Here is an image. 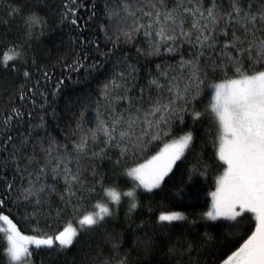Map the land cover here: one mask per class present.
<instances>
[{
  "label": "trees",
  "instance_id": "obj_1",
  "mask_svg": "<svg viewBox=\"0 0 264 264\" xmlns=\"http://www.w3.org/2000/svg\"><path fill=\"white\" fill-rule=\"evenodd\" d=\"M261 15L264 0H0V215L21 234L76 223L105 190L133 187L130 168L193 137L158 187L123 195L67 248L30 247L31 264H222L240 247L255 228L251 213L204 215L226 168L211 88L237 78V67L264 71ZM162 26L173 39L156 35ZM170 101L174 111L149 114ZM118 117L109 139L101 126ZM163 212L185 219L160 221ZM4 248L0 231V264H10Z\"/></svg>",
  "mask_w": 264,
  "mask_h": 264
},
{
  "label": "snow or ice",
  "instance_id": "obj_2",
  "mask_svg": "<svg viewBox=\"0 0 264 264\" xmlns=\"http://www.w3.org/2000/svg\"><path fill=\"white\" fill-rule=\"evenodd\" d=\"M185 11L190 10L185 9ZM192 15L195 16L196 13H192ZM203 15L200 13L201 17ZM208 15L215 22V17L212 16L210 10ZM157 17L159 18V13H157ZM166 19L172 20L173 24L176 23L171 13L167 14ZM251 19L255 21L256 17L253 16ZM260 19L264 20V15H261ZM29 20L35 22L34 18H29ZM157 23H159V19H157ZM192 26L197 28L199 21L193 23ZM202 27L206 28L207 26ZM156 35L162 39L174 38L166 35L163 26ZM181 35L187 34L181 32ZM207 39L209 37L204 36V40ZM247 51L251 52V49ZM257 56L260 60H264V41L260 43ZM12 59H15V56L7 55L4 57V62L7 63ZM193 63L189 62V64ZM236 75L238 76L236 79H227L223 83L214 85L210 111L220 129L217 155L219 160L226 165V168L223 175L217 180V189L212 193V210L208 211L206 216L211 220L223 217L236 221L245 213H251L254 218V230L240 247L227 258L225 264H264V71L249 74L237 67ZM176 96L177 98L181 97L178 86ZM166 111H174L171 101L157 106L149 114L155 115L156 112ZM200 115V113H195L194 118L198 119ZM122 120L123 117H118L111 130L102 125L101 130L105 136L112 139L115 125ZM135 123V120L129 121L130 130ZM132 134L134 133L131 131H122L120 138L124 139ZM192 139L190 132L181 136L172 144L165 145L164 149L151 160L131 169L128 175L137 180L140 186L151 191L158 187L163 178L171 171L172 165L180 159L185 149L190 146ZM85 147L86 142H83L77 145V151L82 152ZM72 179L77 178L73 176ZM105 191L112 203H119L120 192L116 189ZM123 195L132 197L134 193L125 192ZM135 206L133 203L132 207L135 208ZM95 207L97 209L95 213L86 214L79 221L81 228L94 226L106 216L111 215L107 205L98 203ZM159 219L160 221L173 222L183 220L185 217L179 212H173L162 214ZM0 221H5L9 226L6 230L9 245L6 254L9 256L10 264L12 262L23 264V261L31 256L26 245L51 248L55 243H58L61 248H67L73 244L74 238L78 235L77 229L69 225L54 237L24 236L17 230L16 225L8 216L0 215ZM0 231H5V229H0Z\"/></svg>",
  "mask_w": 264,
  "mask_h": 264
},
{
  "label": "rangeland",
  "instance_id": "obj_3",
  "mask_svg": "<svg viewBox=\"0 0 264 264\" xmlns=\"http://www.w3.org/2000/svg\"><path fill=\"white\" fill-rule=\"evenodd\" d=\"M237 78H238V77H237ZM233 79H236V78H233ZM223 82H224V81L218 82V83H216L215 85L220 84V83H223ZM213 95H214V85H213L212 88H211V102H212V96H213ZM187 133H189V132H186V133L182 134L181 136H183V135H185V134H187ZM219 135H220V129H219ZM181 136H179V137H177V138H175V139H173V140L167 142L165 145H170V144H172V142H173L174 140H178ZM165 145L162 146V147H161V148H160L155 154H153L151 157H149L147 160H145L144 162H142V163H140V164L146 163L148 160H151L152 157L158 155V154L164 149ZM218 146H219V138H218ZM140 164H138V165H136V166L130 168V169L127 171V174L129 173V171H130L131 169L138 167ZM172 166H173V165H172ZM222 175H223V174H222ZM128 176H129V175H128ZM129 177H130L131 179L134 180V185H133V187H131V188L127 189V190H124V191H120V190H118V189H116V188H109V189H116L118 192L121 193V197L123 196V193H125V192H133V193L135 194V191H136V189H138V188H141V189L147 190V189H145L143 186H140V185H139V182H138L137 180H135L133 177H131V176H129ZM216 189H217V186H216ZM216 189L214 190V192L216 191ZM133 196H134V195H133ZM98 203L107 205V206L109 207L111 213H112L113 208H114V207L116 206V204H117V203H112V202H111L110 198L106 195V192H105V195H104V199H102V200L99 201ZM98 203H97V204H98ZM212 206H213V196H212V199H211V202H210L209 208L204 212V215H205V216H206V213H207L208 211H211V210H212ZM96 211H97V209H96V207H95L92 211H90V212H88V213H86V214H92V213H95ZM170 213H173V212H163V213H160V214H159V217H160V215H162V214H170ZM86 214H84V215H86ZM84 215H83V216H84ZM83 216L79 217V218L77 219L76 223H74V224L72 223V224H69V225H71L73 228H76V229L78 230L79 228H81V226L79 225V221L83 218ZM206 217H207V216H206ZM220 218H223V217H220ZM208 219H209V218H208ZM69 225H67V226H69ZM67 226H65V227H67ZM8 227H9L8 224L5 223V222H3V225L1 226V229H5V231H3V238H4V241H5V248H4L5 254H6V252H7L8 247H9V245H8V243H7V235H8V232L6 231V230L8 229ZM65 227H64V228H65ZM64 228H63V229H64ZM63 229H62L61 231H63ZM61 231H59V232H61ZM59 232L56 233V234H54V235H51V236L54 237L55 235L59 234ZM21 235H24V236H34V237H37V238H43V237H46V236H38V235H34V234H21ZM55 244L58 245V243H55ZM55 244H54V245H55ZM26 247H27L28 250H29L30 247H36V246H35V245H26ZM6 258H7L8 262L10 263L9 256H8L7 254H6ZM226 260H227V259H226ZM226 260H225V261H226ZM225 261H224L222 264H225ZM12 264H17V262H12ZM23 264H31L29 258H28L27 260L23 261Z\"/></svg>",
  "mask_w": 264,
  "mask_h": 264
}]
</instances>
